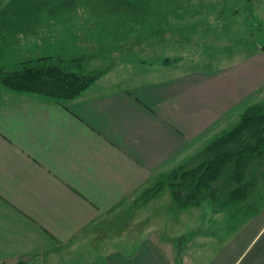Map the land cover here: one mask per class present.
Listing matches in <instances>:
<instances>
[{"label":"crops","instance_id":"obj_1","mask_svg":"<svg viewBox=\"0 0 264 264\" xmlns=\"http://www.w3.org/2000/svg\"><path fill=\"white\" fill-rule=\"evenodd\" d=\"M254 55L217 69L178 59L132 83L110 70L67 107L0 87V264H198L148 227L154 218L178 224L171 196L167 209L141 217L115 210L264 99ZM134 217L132 247L114 237ZM220 246L201 264H264V208Z\"/></svg>","mask_w":264,"mask_h":264},{"label":"rangeland","instance_id":"obj_2","mask_svg":"<svg viewBox=\"0 0 264 264\" xmlns=\"http://www.w3.org/2000/svg\"><path fill=\"white\" fill-rule=\"evenodd\" d=\"M123 14L124 24H115ZM261 46L264 47V0H0V61L7 59L0 67L44 56L92 51L95 54L86 63L91 66L85 68L86 73L94 71L104 76L115 70L114 77L132 83L156 79L155 74L143 72L150 68L161 70L163 64L158 58L176 62L184 59V68L217 69L262 53L258 50ZM254 57H250L252 64H259L261 71L258 99H262L264 56ZM124 68L127 71L120 73ZM239 118L238 114L231 125L212 137ZM168 175L169 172L159 176L144 194L138 192L115 211L137 210L133 214L141 217L152 209H167L172 202L168 188L148 207L141 206L154 197L157 186L167 181ZM158 203L162 204L160 208L156 207ZM173 205L176 226L169 227L163 218H154L148 227L161 228L165 240L174 238L180 246L178 252L190 255L198 264L216 258L233 227L228 214L215 212L208 203L187 209ZM135 219L127 223V229L116 228L127 233L116 232L114 238H124L134 247L137 236L129 229L139 223H134ZM190 230L196 235L189 237ZM203 232H211V238L204 239Z\"/></svg>","mask_w":264,"mask_h":264},{"label":"trees","instance_id":"obj_3","mask_svg":"<svg viewBox=\"0 0 264 264\" xmlns=\"http://www.w3.org/2000/svg\"><path fill=\"white\" fill-rule=\"evenodd\" d=\"M264 53V47H259ZM92 51L44 56L0 67V87L40 95L67 107L103 75L85 72ZM161 64L174 60L158 58ZM107 74V73H106ZM169 189L182 209L210 204L227 213L232 230L264 207V99L249 105L239 120L209 139L156 188Z\"/></svg>","mask_w":264,"mask_h":264}]
</instances>
